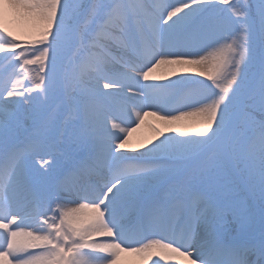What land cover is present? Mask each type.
<instances>
[{"label":"snow or ice","instance_id":"6c2138e0","mask_svg":"<svg viewBox=\"0 0 264 264\" xmlns=\"http://www.w3.org/2000/svg\"><path fill=\"white\" fill-rule=\"evenodd\" d=\"M0 264H264V0H0Z\"/></svg>","mask_w":264,"mask_h":264},{"label":"bare ground","instance_id":"6f19581e","mask_svg":"<svg viewBox=\"0 0 264 264\" xmlns=\"http://www.w3.org/2000/svg\"><path fill=\"white\" fill-rule=\"evenodd\" d=\"M134 126H135V124H134ZM148 135H151V133L146 128H144V129H141L137 133H133V140L136 141V140H139L140 138H142L144 136H148Z\"/></svg>","mask_w":264,"mask_h":264},{"label":"rangeland","instance_id":"374dc122","mask_svg":"<svg viewBox=\"0 0 264 264\" xmlns=\"http://www.w3.org/2000/svg\"><path fill=\"white\" fill-rule=\"evenodd\" d=\"M123 126H128V125H123ZM131 126L133 127V126H134V123H133V124H131Z\"/></svg>","mask_w":264,"mask_h":264}]
</instances>
